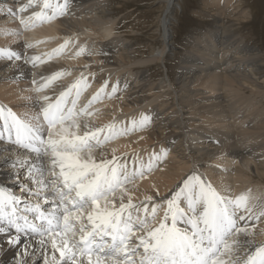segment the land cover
Instances as JSON below:
<instances>
[{"label": "bare ground", "instance_id": "1", "mask_svg": "<svg viewBox=\"0 0 264 264\" xmlns=\"http://www.w3.org/2000/svg\"><path fill=\"white\" fill-rule=\"evenodd\" d=\"M134 1L120 0L122 3L116 5L132 7ZM179 1H163L156 20L160 47L156 45L146 55L116 32L118 23L107 8L109 0H71L67 15L57 11L50 20L33 18L27 25L19 21L30 13L19 9L28 0H0V45H8L0 49L22 53L25 60L33 56L43 60L35 66L23 61L9 62L6 53L0 52V106L5 111L10 108L19 117L20 113L30 116L39 111L42 103L41 93L34 90L42 78L63 73L44 90L48 95L58 94L81 76L86 78L87 86L81 84L76 108L78 134L99 131L96 139L88 141L91 151L82 153L83 159L90 165L105 164L109 171L113 165L120 166L119 186L115 188L116 195L109 199H115L117 210L124 206L131 214V220L126 215L122 217L136 233L129 240L130 247L138 243L140 236L147 238L148 231L162 225L171 228L174 223L180 231L192 233V225L202 210L201 201L198 196L190 198L187 192L176 199L177 184L188 170L193 176L202 177L221 196L234 198L243 194L253 213L264 211V73L254 75L255 71H262L264 60L255 49L238 55L235 50L217 49L212 41L205 48L195 45L191 50L177 49L166 39L172 31L173 14L181 8ZM50 3L58 7L63 0ZM205 5L221 10L225 6L221 0H206ZM53 10L47 11L51 14ZM40 20L44 21L39 23ZM11 28L12 33H7ZM65 41L71 42L61 47ZM50 50L60 52H50L44 58L42 55ZM176 50L180 51L178 55ZM168 56L178 60L170 69L173 72L165 64ZM152 63L158 81H152L153 75L146 70H133ZM34 80L37 84H33ZM155 102L158 105L153 106ZM85 106L86 111L81 113ZM2 128L4 121L0 122V248L5 254L0 255V264H10L8 261L18 249L7 251L13 247L7 241L17 236L23 237L21 244L29 246L28 259L32 264V256L42 254L39 241H47L45 233L49 230L46 218L38 217H49L55 204L50 218L54 228L60 230L64 227L65 207L69 212H91L93 206L87 196L81 200L75 196L74 188L64 186L59 170L51 169L46 158L37 159L34 152L7 142ZM102 136L107 139L106 144L99 141ZM52 171L57 174L53 176ZM198 184L193 180L189 187ZM173 190L176 191L171 196L167 195ZM21 193L25 195L19 197ZM66 197L75 200V204ZM83 223L86 231L92 230L86 217ZM69 224L75 225L78 235H84L74 219ZM248 229L251 236L241 233L230 239L264 243V216H253ZM119 243L117 240L116 245ZM240 250L243 252V247ZM50 251L49 245V255ZM111 252L109 249L105 254ZM137 253L143 256V248L129 255L135 258Z\"/></svg>", "mask_w": 264, "mask_h": 264}, {"label": "snow or ice", "instance_id": "2", "mask_svg": "<svg viewBox=\"0 0 264 264\" xmlns=\"http://www.w3.org/2000/svg\"><path fill=\"white\" fill-rule=\"evenodd\" d=\"M36 8L40 10L37 11ZM71 8V0H63V4L58 7L53 6L50 0H43L42 6L40 0H28L26 4L22 3L19 11L30 14L22 18L19 23L27 25L33 18L50 20L57 11L63 16L70 13ZM49 9H54L51 14L47 11ZM70 42L65 41V45L61 47ZM83 51L84 49L80 50ZM0 52L6 53L5 58L9 62L23 61L33 66L37 61L43 62L40 56L25 60L22 53L11 49H0ZM61 75L62 72H55L49 77L42 78L34 89L41 93L39 100L42 103L38 112H33L30 116L26 113L22 119L10 108L6 110L7 115H4L5 109L0 106V115H4L7 139L23 149L34 152L37 159L46 158L51 169L59 170L58 174L64 186L69 189L74 188L75 196L81 200L87 196L93 206L91 212L84 209L69 212L65 207L64 227L60 230L54 228V221L50 218L54 215L55 204L49 217H38V219H48L52 227L45 233L47 241L50 242L39 241L42 245V254L32 256V264H41V260L42 264H65L66 261L67 264H136L137 261L139 264H264V243H257L252 239L241 243L238 239H230L241 233L246 237L251 236L248 223L253 220V216L256 219L264 216V211L253 213L252 208L248 206L247 196L241 194L234 198H225L210 184H206L198 174L193 176L191 173L183 181L178 182L176 199L187 192L190 198L196 199L198 196L201 201L202 210L199 219L192 225V233L180 231L174 223L171 228L162 225L159 229L148 231L147 238L140 236L138 243L130 247L129 240L136 233L122 217L126 215L131 220V214L124 206L117 210L115 199H109L110 196L116 195L115 188L119 186L120 166L113 165L109 171L105 164L90 165L83 159L82 153L91 151L88 141L96 139L99 131L78 134L80 125L76 108L82 91L81 84L87 86L86 78L81 76L74 84L59 91L58 94L55 92L53 95L44 94V90L50 88ZM33 84L37 82L34 80ZM73 89H75L74 93ZM86 107L81 109V113L86 111ZM51 174L55 176L57 173L52 171ZM193 180L199 182L198 186L189 187ZM174 191L176 190L170 191L167 195L171 196ZM66 198L75 204V200L71 197ZM44 202H48L47 198ZM172 203L173 201L170 200L169 204ZM241 212L244 214L241 215ZM84 217L92 224L91 231H86ZM70 219H74L81 226L84 235L76 233L75 225L69 224ZM93 233L100 237L108 236L111 241L99 243L93 240L89 243L88 239ZM22 239L23 237L17 236L7 241L13 246L7 251L18 249L8 261L10 264L30 262L29 246L21 244ZM117 240L120 242L118 246ZM141 247L143 256L139 253L135 258L129 255ZM241 247L243 252L240 250ZM109 249H112V252L105 254ZM3 254L5 252L0 248V255Z\"/></svg>", "mask_w": 264, "mask_h": 264}, {"label": "rangeland", "instance_id": "3", "mask_svg": "<svg viewBox=\"0 0 264 264\" xmlns=\"http://www.w3.org/2000/svg\"><path fill=\"white\" fill-rule=\"evenodd\" d=\"M109 1L111 4L107 8L111 11L112 19H115L118 23V26L115 29L117 33L123 34L127 37L130 42L134 44L135 48L143 50L146 55L149 53L150 49H155L156 45L157 47H160L157 16L160 15L164 0H135V5L132 7L116 5L122 3L120 0ZM205 1L206 0L179 1L181 8L173 14V19L175 20L173 21L172 31L166 41H168L169 38V41H172L177 49L186 47L190 50L193 49L192 46L195 45L199 46V48H205L206 44L212 41L217 49L232 52L235 50L238 51V55L241 53L244 54L246 49H255V53L258 52L259 57L264 60V0H228V3H225V0H221V3L225 5L222 10L212 6H204ZM126 4L129 5L128 3ZM201 12L204 14L202 17L199 16V13ZM132 13L133 15H131ZM43 21L44 20H40L39 23H42ZM156 29L157 31H155ZM12 30L13 29L11 28L7 33H12ZM39 38L40 37H37L36 39ZM224 42L226 44H224ZM0 46L5 48L8 45ZM176 51L177 53L175 55H178L180 51ZM50 52L60 51L50 50L42 56L47 58ZM252 53H254V50ZM217 54L220 56L219 52H217ZM177 62L178 60L175 56H168V59L165 60V64L169 70L171 67L175 66ZM133 70H146L148 71V74L153 75L151 78L152 81H158L159 77L154 63L150 65H139ZM261 70L262 71H255L254 75L259 77L264 73V68ZM170 72H173V70H170ZM101 97L103 96H99V98ZM256 100H259V98L250 101V104ZM152 105L156 106L158 103L155 102ZM12 109L17 111L14 108ZM20 112L21 111H18V113ZM15 114L19 117L17 113ZM20 114L24 116L22 113ZM4 115H7L6 111L4 112ZM4 115H0V122L4 121ZM22 116L20 117L23 119L24 117ZM153 121L154 118H152L149 123L152 124ZM110 126L111 125H109V127ZM4 132L6 131L2 128V135L7 142L12 145V141L7 139V132L6 134ZM110 137L114 138V133H112ZM102 140L104 141V144L107 143V139L104 136L99 138V141ZM172 144H174V141ZM167 152L166 149L164 152V158L167 157ZM144 172L149 171L144 169ZM190 173L191 172L188 170L184 174L189 175ZM187 175L181 178V181H183ZM24 195L25 193H21L19 197ZM23 206L25 207V204H23Z\"/></svg>", "mask_w": 264, "mask_h": 264}]
</instances>
